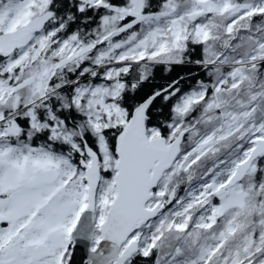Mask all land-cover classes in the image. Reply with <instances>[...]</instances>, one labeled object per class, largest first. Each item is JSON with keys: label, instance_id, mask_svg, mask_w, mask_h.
I'll return each instance as SVG.
<instances>
[{"label": "snow or ice", "instance_id": "1", "mask_svg": "<svg viewBox=\"0 0 264 264\" xmlns=\"http://www.w3.org/2000/svg\"><path fill=\"white\" fill-rule=\"evenodd\" d=\"M0 264H264V0H0Z\"/></svg>", "mask_w": 264, "mask_h": 264}, {"label": "trees", "instance_id": "2", "mask_svg": "<svg viewBox=\"0 0 264 264\" xmlns=\"http://www.w3.org/2000/svg\"><path fill=\"white\" fill-rule=\"evenodd\" d=\"M181 71H183V69L175 68L170 75H165L162 71H158L157 79L163 81L165 79H169L170 77H174L176 74L180 73Z\"/></svg>", "mask_w": 264, "mask_h": 264}]
</instances>
